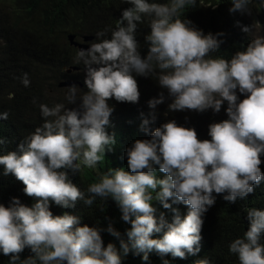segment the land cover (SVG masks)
Returning a JSON list of instances; mask_svg holds the SVG:
<instances>
[{"label": "clouds", "instance_id": "1", "mask_svg": "<svg viewBox=\"0 0 264 264\" xmlns=\"http://www.w3.org/2000/svg\"><path fill=\"white\" fill-rule=\"evenodd\" d=\"M252 2L232 0L229 11L250 14L259 8H249ZM121 3L129 6L122 9L115 27L97 31L95 38L67 35L68 40L73 35L74 41L87 46L79 48L69 40L78 49L74 62L86 68L87 91L78 93L77 80L60 84L68 87L69 104L79 98V108L41 103L43 123L24 137L18 150L0 154L3 174L22 182L24 194L34 201L28 206L13 197L10 206L0 204V250L11 257L10 264H121V252L127 255L130 248L143 253L144 261L152 251L185 259L200 251L202 216L215 203L213 193L226 194V201L235 202L253 193L254 185L264 180L260 167L264 154V36L253 35L251 39L248 33H253L254 25H237L250 41L246 49L231 59L214 57L224 43L218 37L224 33L205 35L190 27L191 21L182 19L184 10L195 7L196 0ZM145 21L150 31L144 37L148 51L142 58L136 30ZM78 70L77 65L68 69ZM133 72L155 77L167 89L172 97L169 110L212 109L218 113L226 101L228 118L209 124L211 139L203 140L194 128L178 125L175 120L162 123L151 131L150 139H136L126 149L130 171L109 168L98 182L82 191L65 169L80 174L83 168H96L113 150L115 134L106 130L113 111L108 101H139ZM21 79L25 86L30 84L27 73ZM237 93L244 98L239 99ZM13 98L14 93H9L8 99ZM164 99L163 93L150 99L149 108L155 109ZM7 118V112H0V119ZM151 119H156L155 112ZM149 122L145 118L141 124L146 132ZM4 143L0 137V145ZM157 167L164 178L157 177ZM97 198L114 200L123 221L131 224L127 241L111 224L107 228L119 238L120 250L111 242L105 247L100 230L81 225L79 216L67 211L54 215L50 210L51 203L70 209L79 201L91 206ZM153 200L164 209L184 204L188 212L183 218L177 213L168 223L163 213L159 219L154 215ZM246 213L249 227L243 237L230 242L229 252L238 257L239 264H264V210L252 207ZM161 232L162 238H151ZM25 248L32 255L21 260ZM163 264L169 262L164 260ZM195 264L211 262L205 258Z\"/></svg>", "mask_w": 264, "mask_h": 264}, {"label": "trees", "instance_id": "2", "mask_svg": "<svg viewBox=\"0 0 264 264\" xmlns=\"http://www.w3.org/2000/svg\"><path fill=\"white\" fill-rule=\"evenodd\" d=\"M166 2V0H160ZM264 0H253L249 8ZM121 0H0V112H7V119H0V137L5 143L0 145V154L18 150V144L43 123L39 105L41 103L52 107L63 104L68 108H79L81 103L69 104L66 90L60 84L64 81L77 80L81 91H87L84 84L86 68L76 64L74 55L78 49L71 46L67 35L75 33L77 37L94 35L97 31L108 26L115 27L116 21L122 14V9L128 7ZM232 0H196L195 7L184 10L182 19L191 21L190 27L201 30L205 35L209 32L224 33L221 50L212 55L231 59L241 50H245L250 42L247 34L238 29L243 18L239 11L231 12ZM259 11L264 6L257 8ZM256 17V16H255ZM150 31L147 21L138 24L136 39L140 44L139 52L143 57L148 51L145 35ZM110 35V33L108 34ZM72 65L80 66L78 71H68ZM27 73L30 84L22 83L23 75ZM138 84L139 101L136 103L117 102L115 98L108 101L113 107L110 123L106 127L109 134H115L116 144L111 152L106 153L102 163L96 168H83L82 172H68L69 179L82 191H86L89 184L98 180L109 168H127L126 149L136 139H150L151 131L162 123L175 120L178 125L194 128L198 138L211 139L208 136V126L213 122L227 119L226 109L218 113L206 110L174 111L162 104L150 109L148 101L159 98L163 93L169 96L167 89L162 88L155 77H144L132 73ZM68 88V87H64ZM14 93L9 100L8 94ZM35 100V103L33 102ZM155 112L156 119L152 121L151 114ZM149 119L148 131L141 127L143 119ZM115 123V126H111ZM261 170L264 171V154L261 155ZM156 175L164 178L157 167ZM24 185L13 175L3 174L0 165V204L8 207L13 197H18L21 203L31 206L33 199L23 192ZM151 191V190H149ZM156 191H159V186ZM155 196V192L152 193ZM224 195H217L215 203L203 214L201 227L200 251L196 255H187L185 259L174 258L171 254L161 256L155 251L149 252L148 261L142 260L143 253H136L130 248L127 255L121 252V264H195L199 259H208L211 264H239L238 257L229 252V244L236 238L243 237L249 224L247 208L255 207L264 210V180L254 185L253 193L246 198H237L235 202L226 201ZM171 203V201H169ZM156 209L154 215L159 219L161 213L166 222L171 223L178 213L183 218L188 207L184 204H173L171 209H164L160 202L153 200ZM173 209L176 211L174 212ZM54 215H61L65 211L80 217L81 225L96 227L106 247L113 243L120 250L119 238L107 232L112 225L127 241L126 232L131 228L130 223L122 219V213L114 200L97 198L91 206L83 201L77 202L75 208L62 209L54 203L50 204ZM134 218V217H133ZM163 232L153 233L151 238H162ZM264 243V233L261 235ZM32 255L31 250L25 248L20 253L21 260ZM11 257L5 256L0 250V264H10ZM19 264V262H17Z\"/></svg>", "mask_w": 264, "mask_h": 264}, {"label": "rangeland", "instance_id": "3", "mask_svg": "<svg viewBox=\"0 0 264 264\" xmlns=\"http://www.w3.org/2000/svg\"><path fill=\"white\" fill-rule=\"evenodd\" d=\"M255 6L256 7H260L261 5L255 4ZM254 10L257 11L256 8H254ZM255 11H250V14L243 13L244 18H246L247 21L246 22L245 21H242V23H241V28H242V26H251V25H254L253 33L252 34L248 33L249 34V37L251 39L253 38V35L264 36V12H258L257 13ZM62 89L63 90H66L65 92L67 94L68 88H64L63 87ZM78 93H82V91H81V89L79 87H78ZM237 94H238L239 99H243L244 98V95L243 94H239V93H237ZM77 100H79V98ZM171 102H172V98L165 97L164 102L163 103H160V104H162L164 107H167L168 108V105ZM227 106H228L227 105V102L225 101L223 103L222 107H221V110L226 109ZM208 110L213 111L212 109H208ZM183 111H186V110H183ZM111 126L112 127L115 126V123L111 124Z\"/></svg>", "mask_w": 264, "mask_h": 264}, {"label": "water", "instance_id": "4", "mask_svg": "<svg viewBox=\"0 0 264 264\" xmlns=\"http://www.w3.org/2000/svg\"><path fill=\"white\" fill-rule=\"evenodd\" d=\"M68 38H69L71 44H73L75 46H78L79 48L87 49V46L79 44L76 41H74V36L73 35H69ZM85 39H88V38H85ZM75 82H78V81H75ZM70 83H71V81H70Z\"/></svg>", "mask_w": 264, "mask_h": 264}]
</instances>
